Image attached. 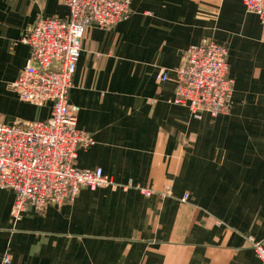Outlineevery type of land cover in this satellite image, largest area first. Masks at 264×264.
<instances>
[{
    "label": "crops",
    "instance_id": "0c3cea01",
    "mask_svg": "<svg viewBox=\"0 0 264 264\" xmlns=\"http://www.w3.org/2000/svg\"><path fill=\"white\" fill-rule=\"evenodd\" d=\"M128 17L88 28L68 101L94 143L74 165L101 167L115 186L11 215L0 188V260L10 264H260L264 245V34L243 0H128ZM63 0H0V119L45 120L51 102L19 99L23 41L40 18L66 19ZM228 49L233 91L216 117L169 101L184 50ZM168 71V78L158 77ZM140 188L152 191L150 195ZM167 188L169 192H167ZM187 195L185 200H182Z\"/></svg>",
    "mask_w": 264,
    "mask_h": 264
},
{
    "label": "built area",
    "instance_id": "2783aa9c",
    "mask_svg": "<svg viewBox=\"0 0 264 264\" xmlns=\"http://www.w3.org/2000/svg\"><path fill=\"white\" fill-rule=\"evenodd\" d=\"M63 2L68 7L66 19L40 18L28 29L23 41L29 46V61L12 82L20 100L37 105L51 102L49 117L13 123L0 119V188L14 192V219L28 206L43 210L71 201L81 187L95 190L116 185L101 167L74 165L77 150L92 145L94 138L77 126L79 106L68 98L85 31L126 19L130 6L128 0ZM243 4L247 12L257 15L264 34V0H243ZM227 55V47L212 40L189 45L174 70L175 91L169 101L186 106L198 119L204 113L216 117L227 111L234 85L228 76ZM158 77L166 80L168 71ZM249 243L264 264L262 241L250 237ZM10 261V253L5 252L0 264Z\"/></svg>",
    "mask_w": 264,
    "mask_h": 264
}]
</instances>
